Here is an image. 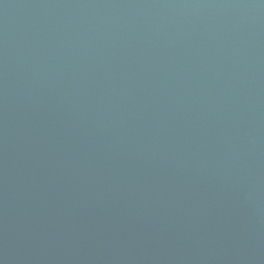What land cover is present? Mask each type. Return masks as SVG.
<instances>
[{
    "label": "water",
    "instance_id": "95a60500",
    "mask_svg": "<svg viewBox=\"0 0 264 264\" xmlns=\"http://www.w3.org/2000/svg\"><path fill=\"white\" fill-rule=\"evenodd\" d=\"M0 264H264V0H0Z\"/></svg>",
    "mask_w": 264,
    "mask_h": 264
}]
</instances>
